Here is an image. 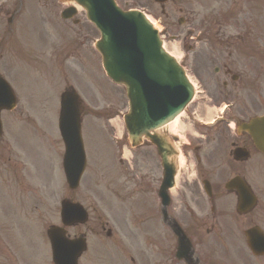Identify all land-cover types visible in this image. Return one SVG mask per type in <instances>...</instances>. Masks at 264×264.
Listing matches in <instances>:
<instances>
[{
	"label": "flooded vegetation",
	"instance_id": "1",
	"mask_svg": "<svg viewBox=\"0 0 264 264\" xmlns=\"http://www.w3.org/2000/svg\"><path fill=\"white\" fill-rule=\"evenodd\" d=\"M245 2L230 3L223 14L228 18L216 19L233 36H228L229 49L216 53L223 55V61L210 60L217 63L210 67L218 66L229 76L236 69L241 75L252 72L248 81L228 85V95H242V99L229 109L224 123H193L195 130L183 133L179 141L173 138L182 164L164 216L161 200L154 194L159 164L151 162L150 152L145 154L142 197L132 201L131 211L117 205L112 242L96 244L95 250L89 244L84 264H264V154L255 148L248 132L237 129L264 114V83L260 82L264 19L246 17ZM236 42L242 48L239 52ZM1 142V181L13 179L18 187L16 141L9 134ZM168 214L178 234L166 223Z\"/></svg>",
	"mask_w": 264,
	"mask_h": 264
},
{
	"label": "rangeland",
	"instance_id": "2",
	"mask_svg": "<svg viewBox=\"0 0 264 264\" xmlns=\"http://www.w3.org/2000/svg\"><path fill=\"white\" fill-rule=\"evenodd\" d=\"M33 7L35 9H42L43 6H38V0H32ZM49 0L48 2H50ZM123 7H140L143 8L148 13L152 14L153 16L160 15V8L153 3V0H117ZM26 4H29L28 0H25ZM197 3V5H196ZM43 4V3H42ZM45 4V3H44ZM223 6V0H175V2H169L166 5V11L169 13L166 14V21L168 22L166 26H163L165 41L166 42H174L179 45L180 48V55L179 59L185 68L187 69L188 75L192 78H196V83L199 87H203L209 91V94L216 95L215 104L218 101H222L221 95L215 94L218 93V90L215 91V84L216 88L218 86V82L214 80V77L210 74V66L208 62V57L210 53H206L204 51H200L196 55H191L188 52L190 46L197 40L195 37H198L199 33L203 30H206L207 24L203 25L205 15L211 11L212 7L215 5ZM65 6V5H64ZM64 6H59V10H61ZM238 8L239 5H236ZM183 8L184 12H179L178 9ZM30 9L24 7L22 15L19 17V21L23 22L25 20V15L29 12ZM43 8V14H44ZM58 8L54 9L57 11ZM243 11L246 12V17H253L256 18L260 17L264 19V1L261 0H246L245 4L243 5ZM196 14L194 15V13ZM180 15H184L186 17V22L183 24H177V19ZM240 17H242V13L240 12ZM2 18V19H1ZM0 18V36L4 39L5 32L1 30H8L9 28L6 25V16H2ZM163 18V16H162ZM42 17L35 13L32 17V20L35 21L37 25H42L41 22ZM210 25H215L216 21H212L209 23ZM46 25V24H45ZM59 23L54 21V28L47 27L48 33L46 36L41 38V42L37 43L40 49H46V58L51 59L50 56L51 52L47 49V45L56 37L57 35L61 34L60 29L57 28ZM72 33L78 30V26L69 23ZM264 29V26H262ZM217 30L216 33L222 34V38H225V28H214ZM92 33V36H91ZM89 33V40L95 39L97 34L95 30ZM31 34L35 42L37 39L34 38V31L31 28ZM30 31L26 35V39L28 42L31 39ZM75 35V34H74ZM11 36H14L13 45L18 51V37L22 38L23 35L20 33V28L18 27V21L13 23V33ZM91 42V40H90ZM89 42V43H90ZM200 42V41H199ZM198 42V43H199ZM24 46V45H23ZM74 47H70V51L72 52ZM206 49V48H205ZM31 50V48L29 49ZM12 51V46L6 45L5 46V59L7 60L8 54ZM82 50H78L76 55L81 54L84 58V54H82ZM186 54H189V61L185 58ZM21 58L18 57V63H13L10 65L15 66L18 69V73L14 71L11 73L13 77V81L15 79L18 80V91L21 95L22 100L30 101V106H19L16 110L15 116L18 115V133H17V126L14 129L15 135L18 134V141H19V120L22 119L20 114L22 115H29L34 116L28 121L34 124L31 131L34 132V135L37 136L38 133L44 132L46 130L52 129V131H47L48 135H46L45 146L49 150L55 152V159L52 165V178L49 181V185L47 186V177L44 179V187L45 192L47 193V189L49 192L51 191L52 198L54 200L55 205V212L52 218L48 219H34L30 227L34 225V234L29 240L31 241V245L29 246L27 241L23 243L21 246L23 250H25L22 254V257H17L15 253L18 255V241L14 240L12 237L7 238V243L9 244L10 248L14 251V253L8 257L7 259L2 260V257L6 256L5 252H0V260L1 264H18L21 262L23 257L27 255L30 264H48L49 259L47 255V260H45L41 255L43 254V246L46 252L48 253L49 247L46 242L45 237L42 235L44 234V230L49 223H52L57 220L58 217V210H59V200L65 196H70L75 200L81 202L88 210L93 213H99L98 211L106 210V215H108V208L104 205V200L110 199L111 195H113V190L116 185L124 184V171L126 167L124 166L123 169L119 167V159L122 157H129V151L126 150L125 146L127 145L125 140V130L123 128L122 123V114L125 113L126 107V99L124 95V91L121 87L112 84L107 79H104L103 74L100 72L99 65V57L97 58L96 55L93 57L86 56L84 59V64L90 63L92 60L97 67L93 69L91 72L88 71L84 76L75 75L74 78L76 79L75 83L77 85L76 88L79 91L80 96L82 97L84 104L82 106V117H83V127H84V147L85 152L88 155V164L86 166L85 173L82 177L81 183L79 188L75 192H70L65 184L62 168L61 166V156L60 152L61 145L55 138L57 137L56 134V127L54 121H56V114L58 105L57 100L58 96L61 91H63L64 82L61 79L63 65H59L57 68L50 67L49 69H43L37 65V63H33L32 56L30 52L19 54ZM197 57V59L195 58ZM94 59V61H93ZM73 60V59H72ZM198 60L197 65L196 61ZM4 62V60H3ZM193 66V70L191 71L189 66ZM76 64L74 62H70L67 68V71L74 70ZM9 68V69H10ZM66 71V70H65ZM64 71V72H65ZM10 72V70H9ZM69 73V72H68ZM101 74V75H100ZM100 75V78H99ZM72 79V77L69 75ZM84 78V82L79 84V80ZM253 77L252 72L246 71L243 75H240V79L236 81L245 82L248 81V78ZM260 77V76H259ZM97 78V80H96ZM220 79H229L224 76L220 75ZM61 79V80H60ZM99 79L100 82H97ZM56 82V85L53 83ZM260 82L264 83V74L260 79ZM201 84V86H200ZM198 87V90L201 88ZM39 94V98L41 101L37 102L36 95ZM201 101V100H199ZM204 101V100H203ZM207 103V101H206ZM212 103L209 106H212ZM223 104V103H222ZM222 104L218 106L216 109H212L211 116L215 118L216 115H219L220 110L222 109ZM220 108V109H219ZM56 109V112H55ZM55 112V113H54ZM186 115V114H185ZM54 116V121L53 120ZM10 116H7L6 119L8 121ZM23 120V119H22ZM47 121V122H46ZM52 121V124H51ZM46 125V129L42 126ZM184 123V122H183ZM184 131L186 132L185 128H179L176 132ZM114 138L118 139V141L113 140ZM29 146H33L28 142ZM41 139L35 138L33 143H39ZM106 147V148H105ZM147 150L146 147L140 148L142 153ZM102 152H109L107 158L105 157ZM111 155V157H110ZM129 159V158H127ZM126 165V163L124 162ZM119 168L121 169L119 171ZM121 172V173H120ZM28 194V191L23 189L22 192L18 191V196ZM50 200V195L46 197V201ZM102 201V202H101ZM101 202V204H100ZM106 204V203H105ZM37 203H28L27 206H35ZM22 204H18V207H22ZM101 208V209H100ZM5 217L9 218L5 215ZM1 220H3L1 222ZM18 222L17 219H3L0 218V226L5 225L6 231H10L11 235L18 236V228L16 229H9L12 224ZM76 231V230H73ZM16 241V242H15ZM48 248V250H47Z\"/></svg>",
	"mask_w": 264,
	"mask_h": 264
},
{
	"label": "water",
	"instance_id": "3",
	"mask_svg": "<svg viewBox=\"0 0 264 264\" xmlns=\"http://www.w3.org/2000/svg\"><path fill=\"white\" fill-rule=\"evenodd\" d=\"M98 11H109L111 14L105 18L104 25L106 26L108 22H110L113 26L117 28L114 33L115 36L119 38L120 42H123L121 45V52H129L131 49L135 51L146 50L149 54L148 64L155 65V69L153 72L154 79L158 82V84H162L164 82L170 83L169 89H175L177 87L184 89L186 94L184 100L181 102L180 106L168 114L167 117L161 119L156 124H150L149 127H143L141 124H129V120L138 123L140 118H144L146 113V102L152 100L151 98H144L141 102H139L138 98H136L137 92L135 88V84L133 81L122 80L119 76V73L112 71L111 68L114 65L115 60L119 57H114V55L120 56L117 54L113 48H106L109 56L111 58L110 61L104 63L107 74L113 78L116 82H121L126 85L127 88V96L130 98V111L126 115L127 128L130 133L131 139L138 138L141 134H147L148 131L153 130L156 127L161 126L168 120H170L176 113H178L183 105L189 100L191 95V86L185 77L184 71L179 66L173 58L167 55L161 48L160 40L156 31L151 27V25L145 20L144 16L137 11H129V12H121L113 3L112 0H106V6H100ZM98 13V12H96ZM96 13L92 15V18L95 19ZM101 13V12H99ZM101 18V16H100ZM108 33L106 36V42L108 43V39L111 38L110 30L108 28L105 29ZM104 42V38L96 45L97 49L102 53V45ZM129 55L123 54V58H127ZM104 61V59H103ZM162 70V71H161ZM161 71V73H159ZM164 73L166 76L164 77ZM164 78V79H163ZM183 92V91H181ZM184 93V92H183ZM141 96L144 95V91L140 92ZM178 95H181L179 93ZM76 124V132H78L77 122ZM155 127L153 128V126ZM252 129V134L259 135L262 133L264 137V117L257 118L252 120L250 126ZM259 138V136H258ZM256 139V137H255ZM260 142H264V140H260ZM54 231L51 233L53 235ZM54 238H56L54 236ZM61 243H59L60 245ZM62 246H59L58 249H61Z\"/></svg>",
	"mask_w": 264,
	"mask_h": 264
},
{
	"label": "bare ground",
	"instance_id": "4",
	"mask_svg": "<svg viewBox=\"0 0 264 264\" xmlns=\"http://www.w3.org/2000/svg\"><path fill=\"white\" fill-rule=\"evenodd\" d=\"M164 48L170 53L172 54L174 57L178 58L179 56V49L178 47L176 46V44L174 43H165L164 44ZM193 84V80L191 79L190 80Z\"/></svg>",
	"mask_w": 264,
	"mask_h": 264
}]
</instances>
